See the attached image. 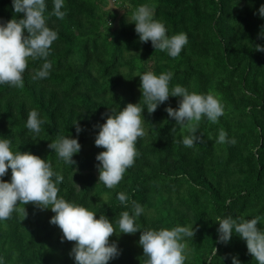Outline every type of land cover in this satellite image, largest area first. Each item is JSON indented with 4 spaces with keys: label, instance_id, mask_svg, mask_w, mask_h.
<instances>
[{
    "label": "trees",
    "instance_id": "16d2710c",
    "mask_svg": "<svg viewBox=\"0 0 264 264\" xmlns=\"http://www.w3.org/2000/svg\"><path fill=\"white\" fill-rule=\"evenodd\" d=\"M45 4L47 26L58 34L47 58L49 75L34 80L44 61L29 58L23 87L0 84V139H9L13 151L47 160L63 176L59 197L113 223L116 231L109 239L120 255L108 264L144 262L140 233H120L116 223L121 212L131 214L133 200L144 209L136 218L141 231L198 228L183 240L185 264H232L233 257L257 264L235 232L227 244L217 242V217L259 216L264 231V52L255 51V45L264 46V18L258 13L264 0H64L62 20L50 15L53 0ZM145 4L169 37L187 35L177 57L140 42L131 15ZM14 17L22 19L23 13H14L12 0H0V23ZM148 71L171 72L170 90L180 85L190 93H211L222 103L217 123L199 121L194 134L200 141L193 147L182 142L188 129L181 135L183 127L165 111L178 108L180 98L170 96L147 112L139 76ZM139 102L146 133L136 143L139 155L109 189L98 181L95 157L104 149L94 144L99 131L94 125H102L110 111ZM32 110L44 121L39 133L26 127ZM75 123L82 129L78 135ZM221 129L234 144L217 142ZM58 136L81 145L74 166L47 147ZM10 178L9 169L0 179ZM120 192L128 196L127 206L117 199ZM23 207L26 217L19 211ZM53 215L31 203L18 204L10 219L0 220V264H75L69 255L74 242H61L60 229L49 223Z\"/></svg>",
    "mask_w": 264,
    "mask_h": 264
},
{
    "label": "clouds",
    "instance_id": "9594fccd",
    "mask_svg": "<svg viewBox=\"0 0 264 264\" xmlns=\"http://www.w3.org/2000/svg\"><path fill=\"white\" fill-rule=\"evenodd\" d=\"M63 7L64 0H53V11L50 15L64 19L66 12L62 11ZM12 9L14 13H23V18L17 20L14 17L0 23V84L23 87V73L28 67L29 58L44 61L32 78L35 80L48 77L52 66L47 59L50 55L49 49L58 39V34L47 26L45 0H12ZM258 13L264 18V4L259 7ZM153 17L154 11L147 4L137 7L132 13L131 20L134 21L135 33L140 42L150 41L154 49L167 51L172 58L177 57L188 42L187 35L181 32L169 37L164 23ZM255 51L264 52V46L255 45ZM172 76L171 72L159 75L151 71L143 73L139 76L141 96L149 114L154 113L158 105L165 103L170 96L180 98L178 108L167 107L165 111L176 124L188 128L190 135L185 136L182 142L186 147H193L200 141V137L194 133L202 117L217 123L218 118L224 114V107L211 93H190L180 85L170 90ZM143 111L140 102L128 103L118 113L110 111L102 125H94V128L99 129L94 144L104 149L95 157L99 162L96 165L98 181L109 189L118 185L139 155L136 143L138 138L146 134ZM43 123L36 110L29 112L27 129L39 133ZM74 126L78 135L82 129L76 123ZM217 142L234 144L235 140H227V133L221 129ZM47 147L54 150L65 164L71 166L76 164L72 157L81 150L78 140L69 136H58ZM9 169L10 181L0 179V220L10 219L18 204L31 203L41 210L50 209L54 213L49 223L60 229L61 242H74L69 255L75 264H108L120 255L116 243H110L109 239L116 231L113 223L103 214L97 219L94 211L59 197L58 185L63 181V176L54 172L47 160L28 151H13L12 142L4 138L0 139V178L7 175ZM117 199L127 206L129 198L124 192L118 193ZM131 209V214L129 211L121 212L116 223L120 233H140L139 245L145 257L143 264H185L186 243L183 240L185 237L193 238L198 228L176 226L171 229L141 231L136 224V218L144 209L134 200L131 202ZM19 211L24 217L27 216L25 207ZM260 219L259 216L250 220L243 217H217V242L227 244L235 232L246 241L247 251L257 264H264V231L258 227ZM216 251L214 248V255ZM232 264L240 262L233 257Z\"/></svg>",
    "mask_w": 264,
    "mask_h": 264
},
{
    "label": "rangeland",
    "instance_id": "374dc122",
    "mask_svg": "<svg viewBox=\"0 0 264 264\" xmlns=\"http://www.w3.org/2000/svg\"><path fill=\"white\" fill-rule=\"evenodd\" d=\"M115 5H116V3H115ZM112 6V4L110 3L109 4V7H111ZM126 8H128L129 9V7L128 6H126ZM118 11H120V12H122L123 10H118ZM58 28V27H57ZM183 128H181V135H183V132H185L188 128L186 127V126H182Z\"/></svg>",
    "mask_w": 264,
    "mask_h": 264
}]
</instances>
